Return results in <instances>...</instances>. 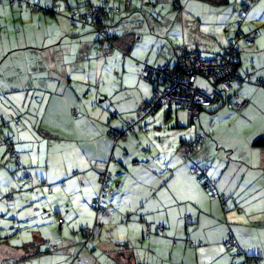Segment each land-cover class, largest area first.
<instances>
[{
	"label": "crops",
	"instance_id": "0c3cea01",
	"mask_svg": "<svg viewBox=\"0 0 264 264\" xmlns=\"http://www.w3.org/2000/svg\"><path fill=\"white\" fill-rule=\"evenodd\" d=\"M175 1L181 5L180 0ZM17 5L25 8L7 0L0 2V18L6 20V30L0 24V116L8 122L4 126L0 121V138L9 136L11 126L21 163L20 168L15 166L9 151L0 152V194H15L11 203L0 200V217L13 221L11 225L4 222L5 234L11 236L0 237V264H36V259L45 264H67L72 253L91 242V248L110 249L99 264H232V252L225 244L229 231L246 257L253 258L254 264H264V147L254 145L264 135V86L255 83L257 79L264 81V0H244L230 13L240 17L227 38L231 40L238 29L255 37L253 47L243 41L239 46L238 73L253 74L252 82L235 83L232 91L233 99H248V107L237 112L226 104L213 105L199 112L203 142L196 162L218 179L217 188L223 195L235 198V202L227 201L225 209L196 182L189 172L190 163L180 152H138V145L132 144L125 153L114 149L112 131L122 130L127 121H119V109L107 105L109 96L101 87L107 60L102 63L96 52L103 56L116 52L106 54L108 45L99 41V34L82 37L85 27L77 31L69 24L68 29L50 37L47 30L30 23L45 18L42 14L21 12ZM116 22L113 19L111 25ZM114 33L119 37L115 45L135 55L136 48L129 47L130 38ZM223 48L225 52L227 46ZM159 52L167 55L164 49ZM166 58L154 61L170 64L171 56ZM93 60L100 66L95 74ZM130 63L137 72L142 66L141 61ZM93 77L97 85L89 89ZM138 89L136 110L151 98L154 86L147 82ZM15 97L21 100L17 103L21 112L14 116L21 117L19 125L7 117ZM74 108L80 112L78 117L72 114ZM111 154L122 164L115 166L120 169L116 185L111 184L104 197L112 212L99 219L96 232L112 225L123 232L118 231L119 239L107 245L94 240L95 232L83 245L85 237L79 231L96 222L90 201L99 190V182L92 162H105ZM154 156H169L170 160L162 164ZM131 159L137 164L129 166ZM145 159H149L148 164L139 161ZM24 168L29 177L23 175ZM74 171L79 174L73 175ZM186 214L193 216L189 227L183 219ZM160 223L165 226L162 235L156 233ZM18 224L32 228L23 234ZM57 224L60 231L72 228V235L58 233ZM55 244L58 250H52ZM86 250L81 249V254Z\"/></svg>",
	"mask_w": 264,
	"mask_h": 264
},
{
	"label": "rangeland",
	"instance_id": "374dc122",
	"mask_svg": "<svg viewBox=\"0 0 264 264\" xmlns=\"http://www.w3.org/2000/svg\"><path fill=\"white\" fill-rule=\"evenodd\" d=\"M29 1L32 5H37L44 9V11L40 10L32 14L36 15L40 13L45 17L42 19L36 18L35 22L30 20V23L32 22L35 26L38 25L42 27V30H47L45 33L48 32L47 34L50 37L57 36V34L62 32L65 28L68 29L69 24L71 26H76L78 28L77 31H81L82 28L85 27V30L83 31L84 33L81 34L82 37L98 36L99 31L95 30L94 26L90 24L83 26L81 25V22H74L72 19V13L77 12V20L81 21V14L88 13L90 7H93L95 11L98 7H107L106 9L111 13V17L107 19V29L109 32L114 33L115 31L116 33H119L118 35L122 34L129 37V47L136 48L135 55L123 49L121 50L120 46L115 44L112 47L114 52H116L115 55L113 53L108 56H103V53L100 54V51L99 53L96 52V55L98 56L96 57L101 58L102 63L103 61L105 62V59L107 60L101 86L109 96L107 99V105L110 107H117L121 113L118 114V118H120L119 121L124 122L138 116L139 109L136 110V99L139 98L138 85H140L141 88H144L148 82L141 74V68L144 65L143 63L150 61V63L148 62L149 65L156 66L159 64L154 60L160 59L166 61V57L171 56L169 65L173 66L178 62L180 48L182 46H185L189 50H200L206 58H211L215 54H222L224 52L223 47H225V45L228 46L229 44L230 39L227 37L229 34H232L237 25L238 18L240 17L238 13H236V18L233 14L230 15V13L234 9L235 4L241 6V3H243L244 0H229V3L225 5H211L199 0H180L181 5H174L175 0ZM250 1L252 2L253 0ZM19 4H23L26 8L17 5L18 8H22L21 12H23V10H29V12L32 10L26 3L20 2ZM181 6L183 7L182 10ZM48 7H51L50 10L54 11V13L46 12L45 9ZM53 7H55L56 10H53ZM219 7L222 8L221 10L225 11L222 12ZM112 8L114 10H111ZM117 11H119V13ZM11 19L12 17H9V21H12ZM113 19L117 21V25H111ZM5 21L6 20L2 17L0 18V24L3 30H6ZM56 23L58 24V27H55ZM60 27L63 29H59ZM12 30L16 34V30ZM72 35L73 34H69L70 37H72ZM31 37H35V35L32 33ZM63 38L66 39L67 37L64 36ZM117 44H119V42ZM169 48L172 53L169 52ZM162 49L166 51L167 55H165V53L160 54L159 51ZM131 60L135 63L141 61L142 66L138 69V72L136 71L137 68L135 70V66H132L130 63ZM86 62L89 64V61ZM91 64V70L93 74H95V71L98 70L100 66H98L97 62L94 60ZM0 79L2 80V77H0ZM198 84L206 86L209 83L205 78L200 77ZM96 85L97 83L93 77L91 87L87 88L94 89ZM147 89L148 87H146V90ZM90 93V96H93V90ZM20 102L21 100L19 97H15V99L12 100L11 108L8 110L9 115H7L10 122L13 120L14 116L20 114L22 108L17 104ZM171 112L172 115L168 116L169 108L168 106H163L156 113L147 116L142 120L141 125L143 130L139 132V135L130 137L129 141L122 140L119 144H116L113 139L112 144L114 145V149L117 151L123 150V153H125L127 152L126 147L129 144H132V146L138 145V152H177V150L181 148V141L189 139L193 135L194 125H187L186 115L183 110L173 107ZM113 113H115L114 110ZM1 117L2 116H0V119ZM3 125L7 126L8 123H4ZM11 129L12 127L8 126V130H10L8 134L9 136L12 134ZM4 137L5 136H2L0 138V152H8L7 145L3 143V140H5ZM156 159L162 164H164V162L167 164L170 160L169 156H162L161 158L156 157ZM148 160L149 159L139 161L148 164ZM10 161L17 166L13 159ZM127 164L132 166L137 163L135 162V159H131ZM110 169L114 174L110 184L115 186L116 179H118L116 177L118 176V171H120V169L116 170L115 165L113 164ZM128 176L129 179L132 180L130 173ZM108 210L110 213L112 212L110 206L108 207ZM4 222L8 223L7 225L13 223V221H6L4 217H0V237L2 238L8 237V235L11 236V234H5ZM128 223L129 228L134 231L133 229L135 228L133 221L129 220ZM18 225L22 227L21 231H23V234L32 228L31 225H29L30 227H24L20 224ZM39 226L42 225L40 224ZM101 226L99 229H101ZM59 228L60 226L57 224L56 231L58 233L68 234L69 237L72 235V228L66 226V228L61 231ZM18 231L19 228L14 231L15 236L18 234ZM118 231L123 232V230H116L114 225L109 228L105 226L100 232H96L94 240L101 241L104 245H107L108 242L113 240L117 241L119 239V236L117 235ZM63 236L66 237L65 235ZM138 243L141 244V241ZM91 244L92 242L86 247L81 246L76 253H72V255L69 256V262L67 264H99L98 261H105L110 249H104L102 247L94 249L91 248ZM83 248H86L87 250L81 254L80 250ZM36 260V264H45L43 261L39 263V259ZM142 262L146 264L145 261ZM29 264L32 263L30 262ZM47 264L52 263L47 261Z\"/></svg>",
	"mask_w": 264,
	"mask_h": 264
},
{
	"label": "built area",
	"instance_id": "2783aa9c",
	"mask_svg": "<svg viewBox=\"0 0 264 264\" xmlns=\"http://www.w3.org/2000/svg\"><path fill=\"white\" fill-rule=\"evenodd\" d=\"M3 1V0H0ZM12 3L17 1L26 3L33 11L38 10V7L32 5L29 0H10ZM28 1V2H27ZM245 10L250 8L246 5ZM105 17V13L98 8L96 11L93 7L88 9L87 14H81L80 20L84 24L90 23L92 26H96L99 20ZM72 19H77V12L72 13ZM103 41L108 45L106 54H111V43L110 36L107 33L102 35ZM251 48L255 45V37L249 34H243L239 29L234 32L233 38H231L226 50L222 54H215L211 58H206L203 53L199 50H189L185 46L180 48L179 53V65L178 67L170 66L169 64H163L158 66H151L144 64L141 69V74L146 80H161L162 87L155 92L151 102L145 104L142 107V116L145 117L153 113L157 108L161 106L176 105L181 107L187 113L189 122H194L197 118V107L198 106H209L212 104L219 103L221 99V93L216 89H212L211 85L218 84L222 89V92H230L236 82L245 83L252 81L253 74H248L245 78L238 77L235 73V67L238 62L240 52V42ZM200 77H203L209 83L206 86L198 84ZM159 83V82H158ZM257 85H263L262 79H257L255 82ZM231 108L235 111L245 109L249 105V100L244 98L240 101L230 102ZM76 113V110L74 111ZM18 122V118L15 119ZM133 122L130 123L129 129H132ZM134 132V129H133ZM128 134L123 135L124 138ZM116 138L119 137L116 135ZM7 144H11L10 141H5ZM12 154L16 157V161L19 162V157L12 148H10ZM193 150H188L186 156L192 155ZM107 166L101 170V182L105 184L108 180ZM191 172H197L196 168H191ZM201 177L198 179L200 180ZM210 189L216 185V181L208 182ZM5 199L12 201L14 199L13 194L5 196ZM92 207L96 209L101 215L107 214V208L101 205V199L97 198L92 201ZM62 221V220H61ZM192 221L191 215L185 216V222L188 225ZM157 231L163 232L164 224L160 223L156 226ZM147 231L150 233V226H147ZM87 235L90 231H86ZM47 244L49 241L46 242ZM233 249L238 250L239 245L237 241L232 237L227 241ZM58 245H53L52 250H58ZM243 263V264H247Z\"/></svg>",
	"mask_w": 264,
	"mask_h": 264
},
{
	"label": "trees",
	"instance_id": "16d2710c",
	"mask_svg": "<svg viewBox=\"0 0 264 264\" xmlns=\"http://www.w3.org/2000/svg\"><path fill=\"white\" fill-rule=\"evenodd\" d=\"M3 1H0V2L2 3ZM7 1L11 5H13V6L20 3L19 1H17L16 3H12L10 0H7ZM199 1H202V2L207 3V4H211V5H225V4H228L229 3V0H199ZM174 5H178V2L175 1L174 2ZM35 6H37V5H35ZM37 7H38V10H36V11H40V10L44 11L43 8H41L39 6H37ZM50 8L51 7H48L47 9H45V11L46 12H52L50 10ZM54 8L55 7H53V9ZM98 8H100V10L105 13V17L102 20H99V22L96 24V26H94V29L97 30V31H99V41L100 42L103 41L102 35H103L104 32L107 33V34H109V36H110L109 40H110V43H111L110 46H111V50H113V48H112L113 46L112 45L115 44V41H117L119 39V37L117 35H115V33H110L109 30L107 29V26H108L107 25V19H109L111 17V13L108 12V10L106 9L107 7H98ZM111 10H114V9L112 8ZM36 11L31 10V12H36ZM117 12L119 13V11H117ZM85 14H87V13H85ZM73 21L74 22H77V23L78 22L79 23L81 22V25H83V26L87 25V24H84L83 21H79L77 19L76 20H73ZM88 24H90V23H88ZM239 54H240V52H239ZM179 58H180V56L178 57V62L174 66L176 68L178 67L179 62H180ZM146 63L149 64L148 62H144L143 64H146ZM238 64H239V58H238V62H237L236 67H235V73H236V75L238 77L245 78L248 74H251V73H247L246 76H241L238 73ZM156 66H158V65H156ZM143 67H144V65H143ZM146 81H148L149 83L153 84V86H154L153 94H152L151 98L149 100H147L146 102H144L142 104V106L139 108L138 116L136 118H133V119L128 120L122 130H114V132L112 131V137H113V139H114V141H115L116 144H119L122 140H127L130 136H138L139 132L143 130V127L141 125L142 120H144L147 116L156 113L161 107H163V106H161V107L157 108L153 113H151V114H149V115H147L145 117L142 116V107L145 104H149L151 102V100H152L155 92L159 89V87H162V83H163L161 80L160 81L157 80L155 82H153V80H146ZM249 82H252V81H249ZM249 82H245V83H249ZM236 83H238V82H236ZM241 84H243V83H241ZM211 88L213 90L217 88V90L221 93V99H220L219 103L212 104V105H209V106H198L197 107V110H196L197 118L195 119V121L193 123L192 122H189L188 116H187V113L185 112V110H183L181 107L176 106V105H170V106H168V108H169L168 116H170V113L172 111V108L173 107H177V109H181V110L184 111V113L186 115V119H187V125L188 126L194 125L193 135L189 139H185V140H182L181 141V144H180L181 145V148L178 149L177 152H180L181 154H183L184 157H185V160L190 163L189 172H190L191 175L194 176L196 182L198 184L202 185L203 187H205V189L212 195L213 198L218 199L220 201L222 207L225 209L226 206H227V201L229 199H231L232 201L235 202V198L234 197H229L228 198L225 195H223L218 190V188H217L218 183H219L218 179L209 176L208 173H207V170L205 168L201 167L200 165H198L197 162H196V153H197L199 147L201 146V144L203 142V136L199 133V126H198L199 112H200V110L209 109L213 105H217L218 106V105H225L226 104L229 107H231L230 102H232V101H240V100H242V98L240 100L233 99V93H232L233 89L230 92L225 93V92H222V89L219 87L218 84L211 85ZM231 94H232V96H231ZM249 103H250V101H249ZM75 110H76V113H74ZM242 110H240V111H242ZM240 111H237V112H240ZM79 113L80 112H79V110L77 108H74L72 110V114L75 117H78L79 116ZM17 118H18V122L15 121V119H17ZM110 120L111 119L109 118L108 119V122H110ZM0 121H1L2 124L8 123V122H5L4 119H0ZM12 121L16 125H19V123L21 121V117L20 116L14 117ZM131 122H133L135 125H132V129L130 130L129 128L131 126H129V125H130ZM133 129H134V132H133ZM125 134H128L126 138L123 137V135H125ZM116 135L119 137L118 139L116 138ZM4 139L5 140H3V143L7 145L8 151L11 154L12 159L14 160V162L16 163V165L20 168L21 167L20 159H19V162H17L16 161V157L10 151V148H12L13 151H15L17 153L18 157H19L18 151L15 149L16 148L15 147L16 135L11 134V136H6V137H4ZM6 140L10 141L11 144H9V143L7 144L5 142ZM254 145L255 146H258V147H264V135L258 137L255 140ZM188 150H193L192 155L186 156V153L188 152ZM112 164H115V166H117V165H121L122 162H120L118 159H116L113 156V154H111L110 157H109V159L107 161H105V162H99L97 160L92 162V168L97 173V175H98V182H99V190H98L97 194L90 201V207L95 212L96 222H95V225L93 227L83 228V229H81L79 231V233H81L85 237L84 238V241H83V245H85V244L87 245V243L89 242V238L92 239L94 237L95 232H96V228L99 225V219L102 218V217H106L109 214L108 207L105 205V202H104V197L106 195L107 190L110 188V186H111L110 183H111V181L113 179V173H112V171L110 169V167H111ZM107 165H108V167H107V170H108V180H107V182L105 184H103L101 182V170H103V168H105V166H107ZM191 168H196L197 169V172L192 173L191 172ZM77 174H79L78 171H74L73 172V175H77ZM23 175L26 176V177H29V172L25 168L23 170ZM199 177H201L200 180L198 179ZM211 181H216V185L213 188V190L210 189V185L208 183V182H211ZM61 184L62 185H65L64 182H61ZM49 190L52 191L51 187H49ZM9 194H13L14 199H15L14 192H9V193H6L4 195L0 194V200H4V201H6L8 203L13 202L14 199L12 201H8L7 199H5V196H7ZM97 198L101 199V205L103 207H106L107 208L108 211H107V214L106 215H101L96 209H94L92 207V201L94 199H97ZM186 215H190V214H186ZM186 215L183 216L184 222H185V216ZM192 222H193V216H192V221L188 225L186 224V222H185V224H186L187 227H189L192 224ZM164 229H165V226H164ZM86 231H90V234L89 235L85 234ZM146 232H147V236H149L150 233H151V229H150V233H149L147 231V228H146ZM156 233L159 234V235H162L164 233V230H163V232H159V231H157V228H156ZM232 233H233L232 231H229L227 233V239L225 240V244H226L227 248L229 250H231L232 256H233V260L235 261L232 264H243V263H246V262H248L247 264H254V259L253 258L246 257V255L242 252V249L241 248H238V250L233 249L232 246L229 243H227V241L229 240V238H232V237L238 243L237 238ZM190 244L192 246H196V243L194 241H191V240H190ZM136 264H144V263H136Z\"/></svg>",
	"mask_w": 264,
	"mask_h": 264
}]
</instances>
